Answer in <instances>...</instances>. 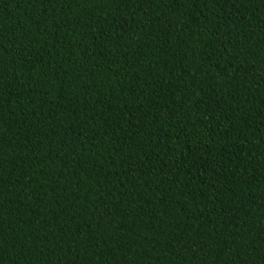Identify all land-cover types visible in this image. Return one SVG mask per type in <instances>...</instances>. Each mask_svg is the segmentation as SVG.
<instances>
[{"label":"trees","instance_id":"obj_1","mask_svg":"<svg viewBox=\"0 0 264 264\" xmlns=\"http://www.w3.org/2000/svg\"><path fill=\"white\" fill-rule=\"evenodd\" d=\"M0 264H264V0H0Z\"/></svg>","mask_w":264,"mask_h":264}]
</instances>
